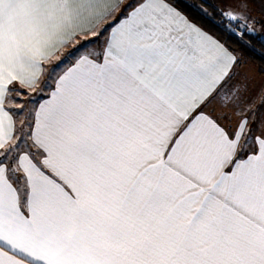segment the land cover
I'll list each match as a JSON object with an SVG mask.
<instances>
[{
  "label": "snow or ice",
  "instance_id": "obj_1",
  "mask_svg": "<svg viewBox=\"0 0 264 264\" xmlns=\"http://www.w3.org/2000/svg\"><path fill=\"white\" fill-rule=\"evenodd\" d=\"M254 2L188 7L251 46ZM240 66L173 0H0V264H264Z\"/></svg>",
  "mask_w": 264,
  "mask_h": 264
},
{
  "label": "trees",
  "instance_id": "obj_2",
  "mask_svg": "<svg viewBox=\"0 0 264 264\" xmlns=\"http://www.w3.org/2000/svg\"><path fill=\"white\" fill-rule=\"evenodd\" d=\"M173 2L181 11L189 15V18L195 23L224 42L227 47L240 57V59L253 62L258 68V74H264V44L260 42V35L255 33L248 34L245 37L251 45L248 46L241 42L236 36L218 28L207 17L200 15L188 7L189 3H205L206 6L211 3L205 0H173ZM209 12H213V8L209 7ZM217 19H219V17H217Z\"/></svg>",
  "mask_w": 264,
  "mask_h": 264
},
{
  "label": "rangeland",
  "instance_id": "obj_3",
  "mask_svg": "<svg viewBox=\"0 0 264 264\" xmlns=\"http://www.w3.org/2000/svg\"><path fill=\"white\" fill-rule=\"evenodd\" d=\"M207 2H209L208 0H205ZM219 2V6L223 7L224 4L222 3V0H216ZM256 6H258L256 0L253 3L252 7L257 8ZM251 15L253 17H255L256 23H255V28L257 29L256 33L261 35H264V27H262V24H258V22H260V20L262 19V17L260 15H256L255 16L252 14L251 11ZM244 62V64H243ZM243 64V66L239 68L240 71V79L247 82L248 86H249V90L250 92L254 95L256 93H258L260 91L261 88H264V74H258V68L257 66L250 61H244L243 59H241V65ZM47 91V89H46ZM39 98V97H38ZM28 96L22 95L20 97H16L15 101L16 103H21V104H25L26 107H31V105L28 103ZM19 126V125H18Z\"/></svg>",
  "mask_w": 264,
  "mask_h": 264
},
{
  "label": "crops",
  "instance_id": "obj_4",
  "mask_svg": "<svg viewBox=\"0 0 264 264\" xmlns=\"http://www.w3.org/2000/svg\"><path fill=\"white\" fill-rule=\"evenodd\" d=\"M209 3L211 4H215L218 5L219 2L216 0H208ZM258 6H256L257 8L254 9V7H252V14L255 16L256 15H260L262 17V19L260 20V22H258V24H262V27H264V5H261L259 0H256ZM264 30V29H263ZM257 34V33H255ZM259 35V34H258ZM244 64V62H243ZM243 64L241 65V67L243 66Z\"/></svg>",
  "mask_w": 264,
  "mask_h": 264
}]
</instances>
